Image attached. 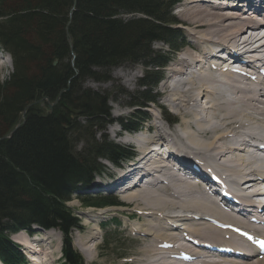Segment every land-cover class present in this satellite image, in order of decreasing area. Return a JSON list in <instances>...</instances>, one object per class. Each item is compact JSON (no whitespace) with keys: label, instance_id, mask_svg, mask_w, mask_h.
<instances>
[{"label":"trees","instance_id":"obj_1","mask_svg":"<svg viewBox=\"0 0 264 264\" xmlns=\"http://www.w3.org/2000/svg\"><path fill=\"white\" fill-rule=\"evenodd\" d=\"M179 2L0 0V50L12 66L0 81L2 264H24L9 234L33 225L61 232L64 263L83 264L70 239L79 221L66 204L104 172L101 161L119 165L132 152L96 135L109 117V100L82 89L81 82L103 83L113 68L142 64L147 71L141 91L129 107L154 102L162 69L182 46L171 17ZM124 15L132 17L123 20ZM156 42L170 53L153 51ZM120 121L127 131L140 128L133 119ZM76 198L84 208L118 206L107 196Z\"/></svg>","mask_w":264,"mask_h":264},{"label":"bare ground","instance_id":"obj_2","mask_svg":"<svg viewBox=\"0 0 264 264\" xmlns=\"http://www.w3.org/2000/svg\"><path fill=\"white\" fill-rule=\"evenodd\" d=\"M233 1L226 7H241L244 12L227 11L221 2L216 6L204 0H188L180 4L178 16L186 21L188 31L181 26L188 41L175 63L168 68L169 74L161 85L160 96L162 101L163 93L167 96L180 116V124L174 120V111L162 103V106H154V110H162V115L151 114L150 125L142 137L130 140L122 131L113 129V136L125 138L126 145L134 148L136 156L132 164L119 168L108 186L102 188L106 190L105 194L122 197L123 202L133 207V213L142 217L140 223L131 226L132 231L143 235L142 239H136L138 250L131 264H250L252 258L248 260L249 255L244 257L242 254L238 257L247 261L229 257L218 262L210 261L212 257L202 253L200 246L225 245L233 246V250L240 249L236 250L240 253L244 251L245 247L238 242L240 239L215 228L212 222L245 228L256 234L263 232L252 229L248 219L253 216L260 220L264 214L261 213L264 209V159L256 160L252 155L257 151L264 153V81L253 80L252 72L238 76L223 72L220 66L226 65L223 59L228 58L219 55L217 50L236 53L232 59L238 64L244 63L259 76L256 66H264V13L263 18L260 14L264 0L259 3L254 0ZM248 8L254 12L243 14ZM114 78L116 81H133L135 76L124 72L115 74ZM201 100L205 102L204 107L199 106ZM163 106L173 114L171 121L178 125L174 129L166 127L169 132L160 126L167 120ZM134 139L135 142H131ZM236 152L248 155L247 159L236 156ZM221 159H224L222 167L229 173L225 180L215 170L217 164L214 161ZM238 166L242 167L241 170ZM209 174H214L217 184L209 182ZM189 176L202 180L207 188ZM142 183L145 185H140ZM244 186L246 191L241 195ZM94 189L97 190L98 185ZM219 190L233 194L236 203L214 201L213 194ZM256 199L259 202H255ZM103 213H85L86 225L98 226L99 221H104L101 220ZM95 225L89 237L82 236L76 243L85 258L89 254L88 243L95 241L94 245L98 238ZM22 237L17 242L34 252L30 259L32 263L41 264V255L49 253L50 235L31 241ZM181 255L192 257L193 262L181 263ZM254 260L255 264H264V256Z\"/></svg>","mask_w":264,"mask_h":264},{"label":"rangeland","instance_id":"obj_3","mask_svg":"<svg viewBox=\"0 0 264 264\" xmlns=\"http://www.w3.org/2000/svg\"><path fill=\"white\" fill-rule=\"evenodd\" d=\"M187 1L188 0H180V3L175 5L171 10V17L175 21V24H177V26H175V27L173 26V28H175V30L177 29L178 35L181 37V39L184 40L186 45H187L188 40L186 37L187 35H185V34L188 30H187V26H186V21H183L178 16V9H181L182 3L184 4ZM204 1L207 2V4H209L211 6H216L217 2H221V3L225 4V7L229 6L230 3L234 2L233 0H204ZM236 3L237 2H235V4ZM196 5H198V4H196ZM225 9H227V11H234V12H237V11L241 12L242 11V12H244L243 11L244 8H241V7H239L240 10L232 8V7H226ZM263 10H264V2L262 4V9H261L262 12L261 13H264ZM245 12L246 13H243V14H246V15L251 14V11L249 10V8L246 9ZM131 17L132 16H130V15H124L120 18L123 20H128ZM178 23H179V25H178ZM181 24L184 25V27L186 28V32H184V29L182 28ZM184 49H185V47L180 49L174 55V57L171 59V61L167 64V68L170 67V65L173 62L175 63L176 59L178 58V55ZM152 50L155 52H158V53L159 52L163 53V54L170 53L164 44L158 43V42L153 44ZM11 70H12V66H11V63L9 61L8 56L6 55L5 52L0 50V81L8 78L9 74L11 73ZM146 71L147 70L145 69V67L142 64H132V65L119 66V67L111 69V71L109 72V74L107 76L108 79L106 82L98 83V82H93L90 79H86V80L84 79L81 82V88L82 89H88V90L93 91V92L101 93V94L105 95L109 100L107 103V110H108L109 117L107 119H105L106 121L104 123L103 129L100 132H98L96 135H98V136L100 135L101 138H102V136H104L105 138H107L111 142L117 143L119 145H122V146H125V147L131 149V151H133L134 153H135L134 148L126 145V139L125 138H122V137H116L115 138L113 136V129L118 130V129H120V127L122 128V125H115L114 122L117 121L116 118H120L124 121L129 120V119H133L136 122H140V129L139 130L141 131V133H143L144 130H146V127H148L150 125L151 114L159 116V113L153 109V105H151V104L146 105V108H135V109L133 108V109H131L129 107V105L132 101L131 97H133L134 93H136L137 91H141L139 84L141 83V80L143 79ZM124 72L132 74L133 76H135V79H133V81H128V79H125V80L119 79L116 81V79L114 78L115 74H122ZM168 74H167V69H164L162 71L160 83L153 89L152 95L155 99L154 105L155 104H158V105L161 104V106H162V103L167 104L168 107L174 111V113H175L174 120L175 121L178 120V125H179L181 122L180 116L176 113V110L174 109V107L171 106L170 101L167 99V96L163 93V101H162V98L160 97L162 95L161 85L163 84L164 80L167 77L166 75H168ZM199 104H200L199 106L202 105L204 107L205 106L204 100H201L199 102ZM258 106H260V105H258ZM164 108L166 111L165 117L167 115H169V117L172 118L173 114H171L170 111L166 107H164ZM148 112H150V113H148ZM163 123L165 125H160V126L164 127V130H166L167 132H169V131L166 129V127L169 129H174L178 126L175 124H172V125H175V126H172L170 123H168V126H166V122L163 121ZM114 132H116V131H114ZM123 135H125V134L123 133ZM7 136H8V134H7ZM135 140L136 139H134V141H131V142H135ZM257 152L252 153V155L254 157H256V160L257 159H264V156H263L264 153L261 154L260 151H257ZM236 156L241 157V158H245V159H247V157H248V155H246V154L241 155V154H239V152L238 153L236 152ZM226 159H228V158L226 157ZM223 161H224V159H221V161L220 160L214 161V163L217 164L216 168L219 169L218 170L215 168L217 175H219L222 179H224V177H226V175L229 174L228 172H226L224 170V167H222ZM214 163H212V164H214ZM101 164L104 166L106 173L104 175H102L101 177H98L97 179L92 181V184L89 185L90 187L88 190H85L84 192L83 191L76 192L77 197L78 196H80V197L93 196L99 192L104 193V194L106 193V190H103L102 188L108 186L111 178L114 175L118 174L119 170L113 168V166L107 162H102ZM211 166H213V165H211ZM120 167H126V165L123 164ZM241 168L242 167L238 166V170H241ZM95 185L96 186L98 185L97 190L94 189ZM203 187L206 188L207 186L203 185ZM244 189L246 190V188H243V190ZM107 195L111 196L117 202H119V203L121 202V203L125 204L128 208H123V209H126L128 211L127 212L121 211L122 208L121 209H119V208H108V209L102 210V211H104V213H103L104 215H103L101 220L106 221L107 219L113 218L115 221L119 222L120 225L118 227H114L113 225L109 224L107 226V228L104 230L98 229V238H97L96 243L93 245L92 243H94L95 242L94 241L91 244L88 243V245H87V247L89 248V254H86V258H89L88 260L76 248V243H77V240L79 238H81L82 236L89 237L92 233V232H90L91 228H95L94 227L95 224L86 225L87 220L85 218V213H87L88 215H94L96 212L100 213L101 211L95 210L94 208H84L83 206H81L80 202L76 199V196L71 202H69L67 204L68 208L73 211L75 217L80 220V222H81L80 226L83 228V230L81 232L73 231L71 234L72 249L75 250L76 253H78L81 256V258L83 260V264H129V263L131 264V262L135 261V259H136L133 256L134 253L138 250V245L136 243V239H138L140 237L142 239L143 235H140V233H136V232L132 231L131 226L134 227L135 224L140 223L142 221V217L136 215V213H133V209H132L133 207L129 203L123 202L122 197L119 198V196L112 195V194L111 195L107 194ZM128 214H131V215L129 216ZM121 215H123V216H121ZM128 217H129V219H131V221H129ZM90 218H92V216ZM100 223H102V222L100 221L99 224ZM125 228H127V230H125ZM31 231L32 232L29 235H27L28 234L27 233V234H17V235L10 236V241L14 245H17V243H19V242H17V239H19V237H22V236H26L31 241V239L34 237H36L38 239H42L45 236L50 235L51 238H50V240H48V242H49L48 248L49 249L47 251L49 253L48 254L45 253V255H41V259H39V257L36 255V258L40 260L41 264H63V262L60 259L61 258L60 251H61V246H62V236L60 235V233H58L55 230H53V231H51V230L50 231H45V230L38 231L37 229H33V228ZM212 239L219 240L217 238H212ZM222 239L226 240L225 238H222ZM40 247L43 249L42 244L40 245ZM20 251H21L24 258L30 257V254H28L24 249L20 248ZM31 256H34V252H33V254H31ZM212 260H214V259H210V261H212ZM251 263L255 264L256 261L250 262V264ZM38 264H40V263H38Z\"/></svg>","mask_w":264,"mask_h":264},{"label":"water","instance_id":"obj_4","mask_svg":"<svg viewBox=\"0 0 264 264\" xmlns=\"http://www.w3.org/2000/svg\"><path fill=\"white\" fill-rule=\"evenodd\" d=\"M68 37V36H67ZM68 44L69 45H71V43H70V41H68ZM19 127V125H17L9 134H8V136H6V137H3V138H1V139H6L7 137H9V136H11L14 132H15V130L17 129Z\"/></svg>","mask_w":264,"mask_h":264}]
</instances>
